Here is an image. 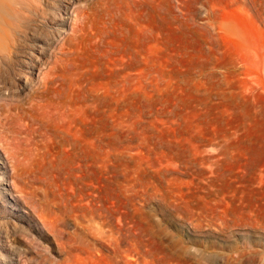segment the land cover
Instances as JSON below:
<instances>
[{
  "label": "rangeland",
  "instance_id": "obj_1",
  "mask_svg": "<svg viewBox=\"0 0 264 264\" xmlns=\"http://www.w3.org/2000/svg\"><path fill=\"white\" fill-rule=\"evenodd\" d=\"M0 264H264V0H2Z\"/></svg>",
  "mask_w": 264,
  "mask_h": 264
},
{
  "label": "bare ground",
  "instance_id": "obj_2",
  "mask_svg": "<svg viewBox=\"0 0 264 264\" xmlns=\"http://www.w3.org/2000/svg\"><path fill=\"white\" fill-rule=\"evenodd\" d=\"M2 4V0H0V5ZM14 35V34H13Z\"/></svg>",
  "mask_w": 264,
  "mask_h": 264
}]
</instances>
